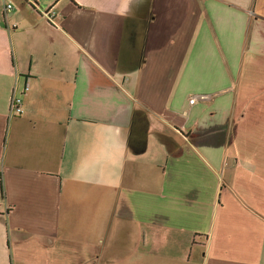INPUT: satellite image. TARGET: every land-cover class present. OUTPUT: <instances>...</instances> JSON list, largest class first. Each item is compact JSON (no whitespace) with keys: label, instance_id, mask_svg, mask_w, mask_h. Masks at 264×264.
I'll return each mask as SVG.
<instances>
[{"label":"crops","instance_id":"0c3cea01","mask_svg":"<svg viewBox=\"0 0 264 264\" xmlns=\"http://www.w3.org/2000/svg\"><path fill=\"white\" fill-rule=\"evenodd\" d=\"M0 264H264V0H0Z\"/></svg>","mask_w":264,"mask_h":264},{"label":"built area","instance_id":"2783aa9c","mask_svg":"<svg viewBox=\"0 0 264 264\" xmlns=\"http://www.w3.org/2000/svg\"><path fill=\"white\" fill-rule=\"evenodd\" d=\"M25 2L29 3L32 6H36L37 0H24ZM11 4L7 3L5 5V13L8 12L11 9ZM42 14L44 15L45 18L49 20L50 23L54 24L56 12L52 7H47L42 11ZM28 89V85H24V92ZM194 96L189 99V103H193L197 98L205 100L208 98L207 95H200L199 97ZM9 108L8 110L11 113H16V115H21L24 111V106H23V101L22 97L20 95H17L15 92L10 94L9 97V102H8Z\"/></svg>","mask_w":264,"mask_h":264}]
</instances>
